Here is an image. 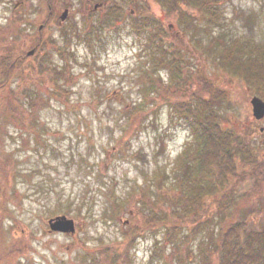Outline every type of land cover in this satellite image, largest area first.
Segmentation results:
<instances>
[{
  "label": "trees",
  "instance_id": "obj_1",
  "mask_svg": "<svg viewBox=\"0 0 264 264\" xmlns=\"http://www.w3.org/2000/svg\"><path fill=\"white\" fill-rule=\"evenodd\" d=\"M154 1L179 30L171 32L148 0H81L86 6L93 2L103 5L86 12L82 28L68 20L66 25H58L55 34L53 30L48 33L49 25L56 8L67 7L68 0H42L40 18L26 17L28 12L19 13L17 7L14 16L0 17V129L8 124L21 127L33 135L37 145L32 149L38 155L47 152L45 134L49 129L40 121V113L51 101L74 106L69 98L74 42H86L94 53L105 30L119 31V23L127 24L143 42L137 56L141 59L145 51L146 61L131 78L138 99L122 98V124L112 149H119L115 154L120 158L126 157L132 136L150 123L154 125L165 105L170 107V118L189 130V137L171 170H154L153 178L131 186L133 190L118 202L114 190H106L121 210L119 216L117 210L111 217L119 219L128 212L129 222L123 238L101 243L98 253H91L90 263L130 264L134 258L131 249L138 239L160 234L163 240L156 237L150 258L165 253L169 244L164 264H264V148L253 141L255 121L243 116L249 112L244 102H238L242 111L232 117L231 102L224 105L227 96L202 68L207 58L264 98V42L227 30L221 9L226 0ZM37 22L43 23L39 30ZM28 23L33 32L26 30ZM24 30L35 37L32 56L25 53L26 41L21 42L26 38ZM52 52L63 64L53 61ZM195 52L204 55L196 63L190 58ZM162 71L169 75L166 84ZM62 80L68 83H60ZM199 88L208 91L210 98ZM1 156L0 163L9 167L2 169L0 213L4 215L8 172L16 175L17 166L12 150L5 158ZM109 158L111 155L100 163L107 166Z\"/></svg>",
  "mask_w": 264,
  "mask_h": 264
},
{
  "label": "rangeland",
  "instance_id": "obj_2",
  "mask_svg": "<svg viewBox=\"0 0 264 264\" xmlns=\"http://www.w3.org/2000/svg\"><path fill=\"white\" fill-rule=\"evenodd\" d=\"M41 1L4 0L0 3V17L14 16L17 7L19 13L28 12L26 17L40 18ZM68 1L67 7L71 8L68 20L78 22L82 28L86 14L83 9L88 7L81 4L85 3L81 0ZM148 1L149 7L164 20L171 32L179 30L159 3ZM32 4L36 8L31 7ZM221 9L223 18H227V30L264 42V0H226ZM63 11L65 9L61 7L59 14ZM193 11L200 16L198 11ZM126 12H129L127 6ZM36 24L38 30L43 26L42 22ZM58 24L55 18L48 33L53 30L55 34ZM25 28L28 32L34 31L29 23ZM118 29L105 30L103 38L94 45V53L86 42H74L75 59H72V78L69 81V98L74 106L51 101L40 113V121L49 129L45 134L49 144L47 152L38 155L32 149L37 145L33 135H28L21 127L8 124L0 129V155L5 158L12 150L17 166L16 175L8 172L7 209L4 215L0 213V264H91V253H98L101 243L121 240L129 222L128 212L119 219L111 217L117 210L116 216H119L121 210L113 204L115 197L107 195L106 190L113 189L117 202L122 200L125 193L133 190L129 189L131 186L153 178L154 170L159 169V173L165 168L171 170L175 158L184 148L189 130L176 118H170V107L165 105L161 107L154 125L150 123L132 136L126 157L120 158L115 154L118 148L112 149L122 124L119 122L123 115L122 98L125 101L138 99V88L133 86L131 78L137 66L146 61L145 51L141 59L137 56L143 42L133 30L122 23ZM26 30V38L21 42L24 44L26 41L25 53L28 55L35 48L32 40L35 37ZM52 55L58 66L63 64L54 52ZM202 56L197 52L191 57L188 54L194 63L202 60ZM205 62L202 68L206 77H214L215 84L221 86L227 96L224 105L231 102L233 107L230 109L232 117L242 111V105L237 107L238 102H244L249 112L243 116H247L246 120L255 121L253 141L264 148V118L260 121L254 119L250 104L251 97L256 94L241 83L238 76L221 70L207 58ZM161 75L164 84L169 82L166 71ZM199 90L206 98L209 97L208 91ZM107 155L111 158L106 166L100 162ZM4 168L9 169L0 163V190L4 185ZM99 182L101 188L98 187ZM45 190L48 192L42 193ZM61 214L75 220V233L50 230L48 220ZM156 237L158 241L163 240L160 234L138 239L131 249L134 258L130 264H164L163 256L170 252L171 246L168 244L165 253L151 259Z\"/></svg>",
  "mask_w": 264,
  "mask_h": 264
},
{
  "label": "water",
  "instance_id": "obj_3",
  "mask_svg": "<svg viewBox=\"0 0 264 264\" xmlns=\"http://www.w3.org/2000/svg\"><path fill=\"white\" fill-rule=\"evenodd\" d=\"M99 4H96L95 7H98ZM68 11L65 10L63 14L61 15V19L65 20L67 17ZM34 53V49L30 50L28 52V55H32ZM250 103L252 105V112L254 118L257 120H261L264 118V100L258 96L254 95L250 99ZM48 224L51 231H58L63 233H75L76 231V225L75 220L73 218H70L66 216L65 214L56 215L54 217H51L48 220Z\"/></svg>",
  "mask_w": 264,
  "mask_h": 264
},
{
  "label": "flooded vegetation",
  "instance_id": "obj_4",
  "mask_svg": "<svg viewBox=\"0 0 264 264\" xmlns=\"http://www.w3.org/2000/svg\"><path fill=\"white\" fill-rule=\"evenodd\" d=\"M93 3H94V2H93ZM87 7H88V10L90 11L91 3H90V4H88V6H87ZM64 8H65V7H64ZM83 11H85V9H83ZM90 12H91V11H90ZM58 13H59V10L57 11V14H56V15H57V17H56V18H58Z\"/></svg>",
  "mask_w": 264,
  "mask_h": 264
}]
</instances>
